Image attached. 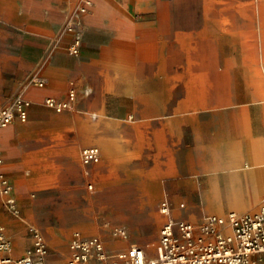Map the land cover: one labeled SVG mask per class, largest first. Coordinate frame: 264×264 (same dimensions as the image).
I'll return each mask as SVG.
<instances>
[{
	"label": "rangeland",
	"instance_id": "1",
	"mask_svg": "<svg viewBox=\"0 0 264 264\" xmlns=\"http://www.w3.org/2000/svg\"><path fill=\"white\" fill-rule=\"evenodd\" d=\"M83 1L0 0V103L8 104L25 92L32 98L29 119L25 122L16 119L0 130L8 132L12 146L22 153L21 160L30 161L23 170L26 175L14 182L21 215L12 214L0 196V223L16 244L18 255L31 244L30 229L35 227L47 241L51 263L66 261L69 241L76 230L99 235L111 250L137 244L146 250L148 257H153L161 226L168 218L159 209L165 199L172 204L173 217L194 222L210 214L257 210L264 201V192L256 194V186H264V178L260 181L241 178L235 193H220L221 202H207L208 190L224 191L228 187L224 186L223 178L218 184L213 183L206 176L211 171H204L203 177L189 184L180 154L183 130L189 125L183 121L184 114L140 112L146 106L209 105L213 99L184 97L182 81L174 83L175 96H166L168 83L163 81L162 72L169 69L164 56L168 45L166 31L162 30L152 59L160 80L135 81V73L141 68L136 66L140 63V50L134 28L140 22L158 21L159 28L165 30L173 15L183 13L188 20L186 30L200 31L205 35L202 42L208 45L218 43L224 59L243 52L234 49L236 43L246 47L247 42L256 45L255 57L262 58L264 0H90L91 6L81 14V53L74 56L67 47L60 49L61 44L68 45L72 38L63 26ZM158 15L165 17L157 18ZM42 25L47 27V33L40 29ZM106 27L111 28L109 33L104 30ZM108 36L110 43L106 50ZM194 40L192 34L191 43ZM243 54L247 56V51ZM106 57L110 60L109 72L104 70ZM245 68L257 75L250 77L255 80L249 83L250 92L252 85H256L264 102V71L259 66ZM230 69L223 65L224 71ZM33 75L46 79L42 88L31 82ZM71 85L79 93L72 108L57 111L45 104L47 96L64 99ZM154 86L158 87L159 95L152 97L150 87ZM249 113L246 123L240 122L246 139L240 137L234 142L241 153L258 143L264 150V139H258V133L264 134L261 112L252 109ZM163 118H171L173 123L176 153L169 177H162L156 185V163L141 160L135 139L149 138L152 123ZM90 145L101 147L102 158L95 165L86 166L81 151ZM72 146L77 147V153L69 158L64 151ZM29 149H32L30 157ZM53 149L59 153L47 156L46 152ZM242 157L249 156L243 153ZM106 161L110 167H104ZM136 162L141 166L132 172L119 169V165L126 164L129 168ZM227 197H232L231 202ZM241 205L248 209H239ZM9 223L15 227L11 229Z\"/></svg>",
	"mask_w": 264,
	"mask_h": 264
},
{
	"label": "crops",
	"instance_id": "2",
	"mask_svg": "<svg viewBox=\"0 0 264 264\" xmlns=\"http://www.w3.org/2000/svg\"><path fill=\"white\" fill-rule=\"evenodd\" d=\"M169 13L172 15L176 14L174 12ZM180 14L182 15L172 16V20L168 21L169 26H165V30L159 28L158 21L140 22L135 26L134 30L136 32L139 47L138 51L140 50L138 53L140 63H137L136 66H140L141 68L139 72L135 73V81L158 82L160 80L161 77L158 74V68L155 67L152 59L156 56L155 45L158 44L159 33L162 30L166 31L165 38L168 45L164 56L166 57L165 66L169 69L162 72L163 81L168 83V85L165 86L166 91L169 92L166 96H175L176 94H173L176 90L174 83L176 81H182L184 97H208L213 100L209 105L200 103L198 106L191 105L189 102V105L179 107L175 105L161 107L146 106L140 109V112L158 115L177 114L180 112L184 114L183 121L189 125L188 128H184L183 130V142L181 144L180 154L183 156L182 160L185 163L184 167L187 172L186 174H188L187 177L190 178L189 184L192 185L191 181L195 178L203 177L204 171H211L212 173L206 176L215 184H218L217 182L222 178L225 179L223 184L225 187H228V190H208L206 200L209 203H213L214 200L215 202H221L222 196L220 193H235L237 187H239L238 183L241 178H247L250 181H260V178H264L263 146H260L261 144L258 143V146L254 145L251 150H245L243 152L244 155L249 156L246 159L242 157L243 153L236 148L237 143H234L240 137L246 139L245 131H242L244 128H240V122L243 121L246 123V114L249 115L252 109L255 111L259 110L261 112L260 118L264 121V102L258 95L256 85H252V93L250 92L251 86L249 83L255 81L251 80L250 77H255L257 75L245 68V66H259L262 71H264V57L256 58V45L247 42L246 47L236 43L234 49L243 52H237L236 57L224 59L220 45L214 42L211 43V45L206 44L207 42H202L205 35L200 31H195L193 33H191L190 30L187 31L185 27L186 25L188 26V20L183 13ZM163 17L165 16H157V18ZM169 17L170 15L167 16L168 19ZM189 17L190 16H188V18ZM40 29L43 33H47L46 26L42 25ZM104 30H107L109 33L111 28L106 27ZM192 34H194L196 38V42L194 40L193 43H191ZM109 38L108 36V45H104V49L106 50L109 48ZM66 47L67 45H60L61 50H64ZM245 50L247 51V56L243 54ZM53 58L54 55L52 56V59ZM104 59L107 64L104 70L109 72L110 60H108V57ZM46 61H48V59H46ZM73 62L78 63L75 60ZM223 65L231 67L230 71H224ZM73 74H75V72H73L72 75ZM76 74H79V72L76 71ZM35 77L46 80L37 75H33L31 79ZM191 82H194V84L196 83L197 86L194 84L193 86L190 85ZM169 83L172 84L169 85ZM150 89V96L159 95L157 86L150 87ZM24 96L32 101V98L27 95V92H25ZM47 97H45L44 100ZM29 117L30 108L28 119ZM170 121L171 118H163L156 123L153 122L150 128L151 136H149V138L143 139L142 136L141 139L138 137L135 139L138 143H136L138 146L136 148V153L142 155L141 160L156 163L155 168L157 170V175H154L156 177V185L162 177H169V171H172L173 161H175V130L172 128L171 124L173 123ZM7 133V131L0 132V156L2 158L0 170L6 173L14 187V182H17L22 176L26 175L23 170L30 161L21 160L22 153L18 151L15 146H12ZM258 139H264V134L262 133L261 135V133H258ZM98 143L103 146L101 140H99ZM27 151H29L27 154L28 157H30L32 149ZM58 153V149H53L46 152V155L52 156ZM76 153L77 147L75 146L68 147L66 151H64V154L69 158L74 157ZM111 157L110 161H112ZM65 163L66 162L63 164ZM106 166H109L107 165V161L104 162V167ZM140 166L141 164L138 165L136 162L135 166H129V168H127L126 164L119 165V169L122 171L130 169L132 172L133 168L137 169L140 168ZM191 185L190 187H194ZM256 188V194L264 192V186H256ZM14 195L17 198L15 190ZM256 198L257 196L255 199ZM227 200L231 202L232 197H227ZM233 206L236 208L235 205H232V207ZM241 207L242 205L239 209H241ZM244 209H248L246 205ZM9 227L13 229L15 226L9 223ZM14 246L15 256H21L18 255L19 250H16V244H14Z\"/></svg>",
	"mask_w": 264,
	"mask_h": 264
},
{
	"label": "built area",
	"instance_id": "3",
	"mask_svg": "<svg viewBox=\"0 0 264 264\" xmlns=\"http://www.w3.org/2000/svg\"><path fill=\"white\" fill-rule=\"evenodd\" d=\"M84 0L81 6L66 19L64 31L72 38L67 45L71 55L81 53L82 16L91 6ZM31 82L43 87L45 80L39 77ZM74 85L64 99L47 97L45 104L57 111L73 107L77 99ZM31 101L22 94L16 95L8 104L0 103V130L16 119L25 122L29 116ZM101 150L98 146H86L81 151L82 163L86 166L100 162ZM2 158L0 156V167ZM92 188V184L89 185ZM0 196L4 205L15 216L21 209L14 195L10 178L0 170ZM184 207V203L180 204ZM160 212L168 216L160 229L155 255L148 257L146 250L132 244L126 249L111 250L99 235H87L76 230L69 241V254L64 262L51 263L49 246L42 232L31 227L32 242L21 256H15V246L0 223V264H263L264 263V201L255 211L239 213L230 211L225 215L210 214L202 221L194 222L185 218H175L169 200H162ZM125 235L123 230H120Z\"/></svg>",
	"mask_w": 264,
	"mask_h": 264
},
{
	"label": "bare ground",
	"instance_id": "4",
	"mask_svg": "<svg viewBox=\"0 0 264 264\" xmlns=\"http://www.w3.org/2000/svg\"><path fill=\"white\" fill-rule=\"evenodd\" d=\"M148 3H150V2H148ZM99 148H100V147H99ZM244 208H245V205L241 207V209H244ZM247 212H249V211H247ZM243 213H244V212H243Z\"/></svg>",
	"mask_w": 264,
	"mask_h": 264
}]
</instances>
